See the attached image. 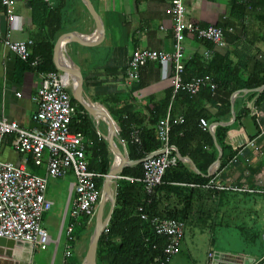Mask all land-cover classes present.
Wrapping results in <instances>:
<instances>
[{
	"label": "crops",
	"instance_id": "1",
	"mask_svg": "<svg viewBox=\"0 0 264 264\" xmlns=\"http://www.w3.org/2000/svg\"><path fill=\"white\" fill-rule=\"evenodd\" d=\"M171 1L92 0L103 24L97 34L95 17L84 0H44L47 6L55 8L56 22L48 30L54 32L58 29L63 32L54 42V62L58 69L56 74L61 75L60 68L67 71L63 61L66 64L73 63L85 80L90 98L109 113L119 133L123 129L124 135L132 137L138 144H141L140 134L146 140L150 136L160 141L157 127L169 112L177 118L201 113L209 119L220 116L218 108L228 104L231 113L221 115L223 120L220 122L209 123L216 124L213 128L215 135L218 126L228 129L226 153L232 156L228 162L224 164L221 159L220 164L213 167L219 158V150L210 128L218 157L206 171L202 172L191 157L182 155L174 148L179 160L187 163L195 173L209 178L202 184L184 186L193 191L185 195L182 193L181 196L180 209L184 213L187 207L189 213L185 220H180L185 224L180 252L183 255L186 252L188 256L184 264H252L253 260L264 264V0H184L188 20L202 27H222L226 36L224 47L188 37L185 41V61L198 58L208 62L213 60V69L217 74L227 76L230 80L228 90L217 88L213 94L209 89L213 96L209 98L202 89L195 96L189 94L192 96L190 100L183 94L174 95L172 66L168 64L149 63L141 69L138 81L127 83L129 60L136 50L174 51L173 19L167 12ZM15 2L16 17L9 20L7 8L3 0H0V119H14L24 129H39L42 124L34 121L33 116L38 111V89L43 76L47 75L36 69L42 59L35 57L40 60V64L32 66V62L30 65L20 59L4 42L7 35L13 41H32L30 51L33 55L36 40L46 33L44 27L34 24L32 15V2L40 9L41 1ZM59 47H62L60 52ZM205 76H210L218 86L211 75ZM247 85L250 87L245 88ZM229 87L236 90L228 94ZM80 104L84 109L73 104L75 112L71 131L82 133L88 165L101 174L99 167L102 161H106L104 155L96 154L101 144L105 143L106 151L110 153L111 167L114 162L111 147L105 138L108 131L98 128L85 106ZM248 110L256 121L259 133L248 137V140L242 133L230 136V132L243 129L249 115L243 120L242 126L238 125L237 116L243 117ZM86 116L96 134L82 122ZM102 119L101 124H105ZM228 125H232V128H228ZM111 138L115 140V135L112 134ZM14 140L15 135L5 137L0 159L21 165L32 174L46 177L49 153H45L43 163L38 166L31 153L21 154L15 149ZM122 142V151L126 152L130 160L126 143L123 139ZM194 148L203 152L211 149L206 140L199 139L194 143ZM194 151L195 156L199 157L200 152ZM201 163L204 161L201 160ZM67 177L74 179L67 182V207L70 211L68 229L73 227V230L70 237L67 234L59 263L57 247L52 255L49 253L51 245L47 250H41L30 244L0 239V264H64L67 260L72 264L84 263L89 246L85 245L77 256L74 250H71L70 258L66 257V253L68 247L71 249L73 246L74 227L79 224V220L83 219L89 226L95 217L90 220L85 216L78 220L71 217L75 176L71 171ZM121 177L124 178L122 173ZM52 179L49 178L48 196L53 201V208L56 201L49 193ZM219 186L223 189L217 188ZM114 189L116 192V186ZM52 208L44 213L42 225L52 236V244H59L60 235L58 239L53 237L59 212L51 214ZM53 216H56V220L50 223ZM216 232H220L219 243ZM90 238L91 233L89 241ZM211 253L214 254L213 258L209 256Z\"/></svg>",
	"mask_w": 264,
	"mask_h": 264
},
{
	"label": "built area",
	"instance_id": "2",
	"mask_svg": "<svg viewBox=\"0 0 264 264\" xmlns=\"http://www.w3.org/2000/svg\"><path fill=\"white\" fill-rule=\"evenodd\" d=\"M15 3V0H3L9 20L16 17ZM167 12L173 19L174 51L167 53L149 49L136 50L129 60L127 83L138 81L141 69L149 63L160 62L172 66L171 84L174 95L185 92L195 96L204 88L210 89L214 94L218 86L210 76H198L193 79L185 77V41L192 36L224 47L225 30L215 25L202 27L188 20L184 0H172ZM4 43L20 59H31L32 41H13L7 35ZM39 64L38 58L32 60V66ZM37 101L38 111L33 119L42 124L39 129H24L14 119H0V151L5 137L15 135V149L21 154L31 153L36 165L40 166L45 153H49L46 177L32 174L21 165L0 159V239L47 250L53 239L43 227L42 220L44 213L53 205L48 196L49 178L60 179L65 178L71 171L74 173L75 198L70 214L73 219L78 220L83 216L91 219L95 217L101 198L97 181L102 175L90 169L88 165L82 133L71 131L75 109L72 95L61 75L49 73L43 76ZM184 122L183 117H173L170 112L159 121L157 133L163 148L159 152L149 154L143 162L145 175L142 181L149 197L162 185L167 170L179 160L176 156H171L174 148L170 145V135L174 126ZM201 126L207 129L211 125L202 119ZM136 141L139 142L138 139ZM217 188L223 189L220 186ZM139 212L141 218L148 221L158 235L167 237L164 255L167 262L171 263L181 251L185 236L184 222L174 218L150 216L143 207L139 208ZM72 230L73 227L68 229L69 236ZM209 256L213 258L214 254ZM66 257H71L70 247ZM64 264L72 263L67 260Z\"/></svg>",
	"mask_w": 264,
	"mask_h": 264
},
{
	"label": "trees",
	"instance_id": "3",
	"mask_svg": "<svg viewBox=\"0 0 264 264\" xmlns=\"http://www.w3.org/2000/svg\"><path fill=\"white\" fill-rule=\"evenodd\" d=\"M41 1V8L39 9L34 2L33 3V21L34 24L44 27L46 33L41 39L36 40L34 46L33 55L27 63H30L35 57L42 59L41 64L36 68L37 71L42 73H57L58 69L54 62V42L59 37L61 30L55 29L54 32H50L48 27H52L56 22L55 8L46 5L44 0ZM59 20V19H58ZM211 75L218 83L217 88H225L228 90L230 80L227 76H221L213 69V60L208 62L205 59L198 58L185 61V77L190 79L195 76ZM246 86L245 88H249ZM227 91L228 94L232 93L236 89L230 88ZM209 89H205L202 92L207 93L209 98H212V94ZM73 96V104L76 106L84 107L75 99L71 89H68ZM184 97L189 100L192 98L185 92H180ZM177 99V96L175 97ZM179 99V98H178ZM215 105V104H214ZM220 110V116L215 118L205 117L199 113L197 115H184L185 122L181 125L173 127L170 135V145L176 148L182 155L191 157L201 171L212 165L218 157V153L214 144V139L209 129H204L201 126V120L205 118L208 123L220 122L221 115L230 114L231 109L228 104L218 108ZM249 110L245 112V115L241 117L237 116L238 125L242 126L243 120L249 115ZM173 115V113H172ZM82 122L86 127L96 134V131L92 127L91 121L88 116L82 119ZM218 143L223 150L222 162L224 164L231 159V155L226 153L227 151V136L228 129L218 126L215 130ZM122 139L126 143L127 152L130 160L139 161L145 159L149 154L157 152L162 148V142L152 139L150 136L146 140L144 135L140 134L141 144L135 143L132 137L124 135L123 129H120ZM206 140L211 147L210 151H201L199 148H194L196 140ZM160 145V147H159ZM192 149V150H191ZM105 143L101 144L96 149V154L104 155L105 163L102 161V165L99 167L101 174L107 175L111 167L110 153L106 151ZM194 150L200 152V156L197 157L194 154ZM172 157L176 156V151L171 153ZM201 160L204 163H201ZM206 164V165H204ZM223 163L221 164V167ZM145 175L144 164L140 163L134 166L126 167L121 178L116 184V204L115 209L108 225V228L104 232L98 251V264H171L167 262L164 255V248L167 244V237L160 236L156 233L153 226L148 221L141 218L139 208L143 207L150 216H160L166 218H174L178 220H185L189 211L186 209L184 213L180 209V202L182 193L187 194L192 190H187L186 185L190 184H202L207 182L209 178L203 175L195 173L187 163L182 160H178L177 164L171 166L164 178L162 185L156 190L155 194L149 197L145 193V186L143 178ZM105 177L98 179V186L102 190V185ZM187 199L188 196H185ZM173 199L175 202H173ZM167 204V205H166ZM90 220V218H88ZM88 227V225H87Z\"/></svg>",
	"mask_w": 264,
	"mask_h": 264
},
{
	"label": "water",
	"instance_id": "4",
	"mask_svg": "<svg viewBox=\"0 0 264 264\" xmlns=\"http://www.w3.org/2000/svg\"><path fill=\"white\" fill-rule=\"evenodd\" d=\"M84 2H86V4L89 6V8L91 9L95 17V21L97 25V34H98L99 31L103 27L102 20L100 18L98 10L96 6L94 5V3L92 2V0H84ZM59 71L61 72V76L63 80L65 81L67 87L72 90L76 99L85 106L87 112L91 115V117L97 123L98 128H102V129L105 128L108 131V135L105 138L108 141L111 147L112 153H113V159H114L113 166L111 167L109 174L105 177V180H104V184H103L102 191H101V198H100V202L98 205V210L94 218V222L91 226V238H90L88 252H87V255L83 263V264H98V251H99L100 242H101L104 232L108 228V225L110 223V220L112 218V215L115 209L116 192H115L114 186H116L117 181L122 178L121 173L125 167L143 163L144 159L135 161V162L130 161L127 157L126 152L122 151L121 146L123 142H122L119 130L115 122L113 121L109 113L102 106H100L99 104H97L90 98L88 94L87 86H86V83H85V80L82 74L79 71L75 70V68H74L73 76H71L70 73H67L62 68H60ZM233 115H234L233 121L235 122L234 112H233ZM102 118H104L105 120ZM101 119L104 120L105 124H101L100 122ZM215 126L216 124H212L210 126V131L215 138L217 148L219 150V158L213 164V167L220 164L222 156H223V152L218 144L216 135L213 132V128ZM227 127L232 128V125H228ZM239 133H242L247 138V140H248V137H254L259 133V129L256 125V121L254 120L253 115L248 116L243 129L239 131L234 130L230 132V136L239 134ZM111 134L115 135V140L111 138ZM108 203L110 204V209H109L108 214L105 217V211H106ZM219 264H234V263H223L222 262ZM245 264H248V263H245ZM252 264H261V263L254 262L253 260Z\"/></svg>",
	"mask_w": 264,
	"mask_h": 264
},
{
	"label": "rangeland",
	"instance_id": "5",
	"mask_svg": "<svg viewBox=\"0 0 264 264\" xmlns=\"http://www.w3.org/2000/svg\"><path fill=\"white\" fill-rule=\"evenodd\" d=\"M68 181H74L73 177H67L64 179H52L50 182V186H49L50 196L53 197L56 201L52 208L51 214H53L56 211L59 212L58 222L53 228L54 229L53 237L58 239L60 235V243L51 244L49 253L54 255V252L57 247L58 263H59L61 254L64 249V243L67 238L68 224L70 220V217H69L70 211H69V207H67L68 199H69V194H68L69 190L67 187ZM63 186H65V188H63ZM109 209H110V204L108 203L106 211H105V217L108 214ZM51 216L49 218H51ZM54 220H56V216H53V219L50 221V223ZM93 222H94V219L90 222L91 224L87 227L86 222L83 219H80L79 224L75 225L74 227L75 231L73 234L74 242H73V246L71 250L75 251L76 256L79 254V251H83L85 245L89 246V244L87 243H90L89 236L91 233L90 229H91V225L93 224ZM216 234H217L218 243H219L220 232H216ZM68 237L70 236L68 235ZM200 249H202V245H200ZM187 257L188 256L186 255V252L184 255L181 254L180 252L176 257L173 258L171 264H184V262L187 261L186 259Z\"/></svg>",
	"mask_w": 264,
	"mask_h": 264
},
{
	"label": "bare ground",
	"instance_id": "6",
	"mask_svg": "<svg viewBox=\"0 0 264 264\" xmlns=\"http://www.w3.org/2000/svg\"><path fill=\"white\" fill-rule=\"evenodd\" d=\"M61 49H62V47H59L58 48V51L60 52L61 51ZM62 61H63V57H62ZM61 61V62H62ZM64 65H66V67H67V73H70L71 74V76H73V72H74V64L73 63H68L67 62V64H66V62L65 61H63L62 62ZM76 70V69H75ZM105 120V119H104ZM112 135V134H111ZM113 139V138H112ZM96 229V228H95Z\"/></svg>",
	"mask_w": 264,
	"mask_h": 264
}]
</instances>
